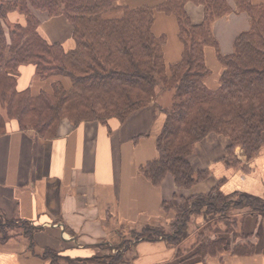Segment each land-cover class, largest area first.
Masks as SVG:
<instances>
[{
  "label": "trees",
  "instance_id": "1",
  "mask_svg": "<svg viewBox=\"0 0 264 264\" xmlns=\"http://www.w3.org/2000/svg\"><path fill=\"white\" fill-rule=\"evenodd\" d=\"M130 1H0V134L11 121L19 130H33L48 139L56 137L65 119L74 125L98 121L111 129V120L123 122L165 91H172L171 106L160 109L166 118L157 137L158 157L140 169L154 186H161L168 176L178 189H190L206 179L209 171L196 170L190 159L196 144L210 134L228 138L227 165L240 163L234 156L238 147L247 160L257 156L264 145V0H237L238 10L250 17V28L236 37L228 55L220 53L212 30L215 20L232 12L227 0H163L139 6H131ZM189 1L204 6L200 24H194L186 12ZM35 10L51 17L65 16L73 26L75 48L66 51L61 44L47 41L38 31L41 22ZM160 12L174 15L182 43L179 60L170 65L164 55L167 35L153 30ZM12 13L25 22L10 21ZM207 48L215 50L222 66L215 88L207 82L212 74ZM22 65H34L40 81L57 79L47 89L20 91L12 72ZM244 207L264 215V198L247 193L225 195L217 188L206 195L176 196L162 202V210L170 217V233L162 223H147L117 246L102 243L105 252L91 257L71 258L49 248L40 256L48 264H128L126 254L134 243L162 239L177 244L187 236L190 220L199 212L206 221L217 217L225 230L217 228L210 235L202 230L195 256H220L231 248L222 237L224 232L232 233L234 242L241 236L238 219H231L229 213ZM18 227L34 252L36 227L28 221L17 224L0 218V242L13 237L10 231ZM117 235L122 237L120 231ZM110 248L116 252L107 253ZM253 250L252 244L240 242L231 253L244 256Z\"/></svg>",
  "mask_w": 264,
  "mask_h": 264
},
{
  "label": "crops",
  "instance_id": "2",
  "mask_svg": "<svg viewBox=\"0 0 264 264\" xmlns=\"http://www.w3.org/2000/svg\"><path fill=\"white\" fill-rule=\"evenodd\" d=\"M161 1L128 3L156 5ZM227 1L232 12L212 24L222 55L232 53L236 37L250 28V17L238 10L237 0ZM185 9L194 24L203 21V5L189 1ZM39 20L38 31L47 41L61 44L66 51L75 48L73 26L65 16ZM10 21L25 22L18 13H12ZM153 30L167 35L166 63L177 62L182 43L174 15L158 13ZM206 60L212 69L207 82L215 88L222 66L213 48L206 49ZM12 74L20 91L47 89L57 79L40 81L34 65H22ZM161 96L123 122L110 121L111 129L98 121L74 125L64 120L56 137L48 139L33 130H19L15 121L8 123V130L0 134V218L34 225L35 251L28 248L27 237L15 231L19 227L13 228V237L0 242V264H48L40 256L46 248L71 258L91 257L102 251V243L115 240L117 232L126 227L137 229L147 223L169 226L170 217L162 210V202L173 201L176 196L206 195L217 188L225 195L247 193L264 198V145L251 160L236 148L234 156L240 163L227 165L229 140L218 134L198 142L190 159L196 170L209 171L206 179L190 189H178L171 176L161 186L147 180L140 169L158 157L157 137L166 118L160 110L166 107L158 106ZM250 211L249 207L230 211V218L239 221L241 236L234 242L233 234L224 232L222 237L228 239L231 248L220 256H195L206 222L199 212L192 216L187 236L177 244L162 239L134 243L126 254L128 264H264V215ZM240 242L252 244L253 252L233 255V246Z\"/></svg>",
  "mask_w": 264,
  "mask_h": 264
},
{
  "label": "rangeland",
  "instance_id": "3",
  "mask_svg": "<svg viewBox=\"0 0 264 264\" xmlns=\"http://www.w3.org/2000/svg\"><path fill=\"white\" fill-rule=\"evenodd\" d=\"M1 1V0H0ZM34 14L38 17V19L39 18H41V17H45V18H47L48 17V15L46 14V12H44V11H41V10H38V11H34ZM118 14H115V15H111V16H117ZM108 16H110V15H108ZM42 20V19H41ZM243 32V31H242ZM159 91H161V88H159ZM163 91H161L160 92V94L162 93ZM162 96L160 97V99L158 100L159 101V103H158V106H162L163 105V107L165 106L166 108H169L170 106H171V104H172V101H173V92L172 91H165L163 94H161ZM65 120H67V119H65ZM64 121V120H63ZM69 121V120H68ZM111 121H114V119L113 120H111ZM236 200L238 201L239 200V197H236ZM218 218H213V219H210V220H208V221H206V222H204V228H203V231H204V233H206V235H210V232H212V231H215L217 228H220V229H222V231H224L225 230V226H224V223H221L220 221H216ZM168 225H164V229L166 230V232H167V229H168ZM141 230V228L140 227H138L137 229H134V228H125L124 230H122V231H120L121 232V234H122V237H119L118 235L116 236V238H115V240H113V241H111V243L112 244H114V245H118V243L120 242V241H122V242H125L124 241V239L123 238H132V236H134V231H140ZM169 232H171V229L169 228ZM12 231V230H11ZM10 231V232H11ZM15 231H19L20 233H24V231L19 227V229L18 230H15ZM168 232V233H169ZM128 242V241H127ZM197 242H198V239H197ZM197 245V244H196ZM111 249V248H110ZM102 251H104V250H102ZM101 251V252H102ZM116 252V250H107L106 252L108 253V252ZM105 252V251H104ZM130 255V257H131V255L132 254H129ZM130 258H128V256H127V260H129Z\"/></svg>",
  "mask_w": 264,
  "mask_h": 264
}]
</instances>
